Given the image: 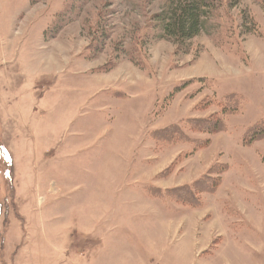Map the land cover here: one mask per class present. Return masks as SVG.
Segmentation results:
<instances>
[{"label": "rangeland", "instance_id": "1", "mask_svg": "<svg viewBox=\"0 0 264 264\" xmlns=\"http://www.w3.org/2000/svg\"><path fill=\"white\" fill-rule=\"evenodd\" d=\"M179 1L0 0V264H264V0Z\"/></svg>", "mask_w": 264, "mask_h": 264}, {"label": "trees", "instance_id": "2", "mask_svg": "<svg viewBox=\"0 0 264 264\" xmlns=\"http://www.w3.org/2000/svg\"><path fill=\"white\" fill-rule=\"evenodd\" d=\"M225 1L227 4H231V6H235L239 3V0ZM222 3V0H183L177 3H171L164 13L158 15L159 22L163 31L175 40L178 48L180 49L185 42L196 35V33L200 30V27L204 26L203 19H201L203 15H208V12L212 14L214 10L216 11L220 9ZM189 82H191V80L184 83L183 86ZM192 126L198 131L213 134L219 133L226 128L220 118L195 120ZM178 131V128H171L168 129V131L158 130L155 134L158 138L171 140L177 133H179ZM250 132V140L256 141L263 139L264 122H257L254 126H252ZM196 187L199 188L200 191L213 192L216 187V183L207 181L203 184L197 183ZM179 191L180 194L176 195L177 198H181L191 204L196 202L198 203V199L195 195H193L194 191L192 188L189 189V187H182Z\"/></svg>", "mask_w": 264, "mask_h": 264}, {"label": "crops", "instance_id": "3", "mask_svg": "<svg viewBox=\"0 0 264 264\" xmlns=\"http://www.w3.org/2000/svg\"><path fill=\"white\" fill-rule=\"evenodd\" d=\"M263 101H264V99H263Z\"/></svg>", "mask_w": 264, "mask_h": 264}]
</instances>
